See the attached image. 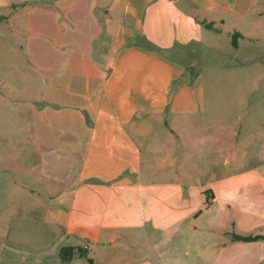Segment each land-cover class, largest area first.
Segmentation results:
<instances>
[{"label": "crops", "instance_id": "obj_1", "mask_svg": "<svg viewBox=\"0 0 264 264\" xmlns=\"http://www.w3.org/2000/svg\"><path fill=\"white\" fill-rule=\"evenodd\" d=\"M23 1L18 7L7 2L6 13L0 12V28L11 35H24L32 68L27 97L48 104L36 112L40 119L33 127L32 142L35 149L47 150L49 145L38 135L52 127L70 131L73 140L67 153L79 159L77 175L72 178L78 191L71 198L67 189L61 190L55 202L48 203L28 181L15 182L16 193L34 206L26 202L10 208L18 212L10 216L0 264H65L59 257L65 245L81 246L82 251L67 264L152 260L157 255L156 244L147 238L145 223H96L93 214L85 215L94 212L90 207L95 196L105 199L88 181L108 183L109 188L140 184L142 150L135 139L146 134L145 117L162 125L165 114L186 116L196 108L194 96L183 88L190 90L188 62L197 64L196 55L189 54L209 45L202 42L208 29L200 21L211 22L214 32L226 35L233 53H250L252 45L264 50V0ZM6 7L0 2V8ZM232 32L242 36L236 38V47L231 45ZM259 106L264 108V99ZM49 115L61 119L53 121ZM260 133L264 137V130ZM237 142L233 147L244 154L235 155L233 150L222 163L239 172L246 164L241 146H247L250 139ZM254 168L246 170L256 173L249 176L257 178L256 185L264 189V171ZM80 195L84 202L75 208ZM149 226L154 234L170 232L153 222ZM238 226L236 230L219 223L220 238L214 244L211 264H264V225ZM233 233L262 237L234 240Z\"/></svg>", "mask_w": 264, "mask_h": 264}, {"label": "rangeland", "instance_id": "obj_2", "mask_svg": "<svg viewBox=\"0 0 264 264\" xmlns=\"http://www.w3.org/2000/svg\"><path fill=\"white\" fill-rule=\"evenodd\" d=\"M8 1L17 7L24 2L0 0L8 5L0 8L2 14L9 8ZM205 33L207 37L202 42L209 44L208 49L200 46L189 54L196 55L197 64L188 62L192 65L187 66L190 90L183 88L194 96L196 108L186 116L165 114L162 125L145 117L146 134L135 139L142 150L140 184L109 188L108 183L88 181L96 194L104 193L105 199L95 196L90 207L94 212L89 210L86 216L93 214L96 223H145L146 236L156 244L157 255L144 263L132 264H211L214 244L220 238L219 223L233 225L236 230L238 225H264V189L256 185L257 178L249 176H255L250 171L253 168L246 170L255 166L264 171V137L260 135L264 130V108L259 106L264 99V50L252 45L250 53L239 50L234 54L226 35L211 30ZM0 34L4 36L0 38L1 256L6 252L3 237L10 216L18 212H11L10 208L26 202L27 206H34L33 201L16 193L13 184L28 181L48 203L55 202L65 189L67 196L74 198L78 190L72 178L77 175L79 159L75 153H67L73 135L59 127L42 135L36 131L49 147L34 148L33 127L40 119L36 112L48 104L27 97V77L32 68L29 70L31 61L24 49V35L8 34L3 28ZM195 77L200 79L196 82ZM55 117L58 116L49 115L53 121L61 119ZM131 134L134 135L132 131ZM240 138H249L250 143L241 146L246 164L238 172L222 160L233 150L235 155L244 154L232 145ZM119 192L122 194L117 196ZM82 200L80 195L75 208ZM152 222L170 228V232L154 234L149 229ZM92 249L91 246V257Z\"/></svg>", "mask_w": 264, "mask_h": 264}, {"label": "trees", "instance_id": "obj_3", "mask_svg": "<svg viewBox=\"0 0 264 264\" xmlns=\"http://www.w3.org/2000/svg\"><path fill=\"white\" fill-rule=\"evenodd\" d=\"M16 6V5H15ZM201 25L208 29V30H211V31H217L211 22H205V21H200ZM231 36V45L232 47H236L237 46V43H236V38L238 37H242L238 32H232L230 34ZM232 239L234 240H244V241H250V240H256L258 239L259 237H262L260 235H240V234H235L233 233L231 235ZM78 252H81L82 254V251L81 249L79 248H76V247H73V246H70V245H65V246H62L60 249H59V257L61 258V260L67 264L71 261V259L75 256V254Z\"/></svg>", "mask_w": 264, "mask_h": 264}]
</instances>
